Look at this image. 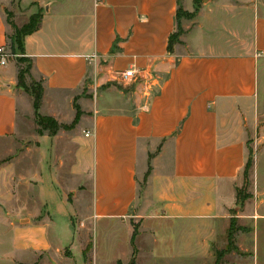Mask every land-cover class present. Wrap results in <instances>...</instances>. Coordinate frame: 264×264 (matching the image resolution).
Segmentation results:
<instances>
[{
  "label": "crops",
  "instance_id": "0c3cea01",
  "mask_svg": "<svg viewBox=\"0 0 264 264\" xmlns=\"http://www.w3.org/2000/svg\"><path fill=\"white\" fill-rule=\"evenodd\" d=\"M179 7L194 16L179 20ZM6 10L18 27L42 15L23 46L44 96L68 94L72 106L74 94L93 88V101L80 98L88 114L64 181L80 182L82 194L89 189L90 217L171 219L172 256L208 259L207 248L224 234L227 190L245 167L249 135L264 130V0H0V47L11 53ZM130 69L134 77L124 80ZM17 74L11 54L0 64V138L17 128L24 100ZM40 112L60 121L74 115L48 111L46 100ZM13 165L0 168V261L19 259L27 247L23 230L14 226L11 240L7 234L9 209L24 207L17 174L7 187ZM263 195L255 193V211ZM60 197L56 189L39 195L48 212L66 216L73 207Z\"/></svg>",
  "mask_w": 264,
  "mask_h": 264
},
{
  "label": "rangeland",
  "instance_id": "374dc122",
  "mask_svg": "<svg viewBox=\"0 0 264 264\" xmlns=\"http://www.w3.org/2000/svg\"><path fill=\"white\" fill-rule=\"evenodd\" d=\"M185 13L190 12H180L179 20L191 18ZM27 19L25 17V23L28 22ZM182 31L179 24L175 33L182 34ZM17 65L19 66L18 62ZM32 80L42 83L43 86V80L37 76L34 78L30 70V73L25 75V83L28 85ZM263 85L261 74L258 92L260 102L263 98ZM17 88L23 94L24 100L20 102L15 133L0 138V168L14 161L13 167L6 175L7 187L9 189L14 187L13 179L16 174L18 181H21L19 190L23 194L24 207L18 212L9 209L7 234L11 240L16 229L23 230L19 236L24 238L27 247L19 259L8 255L0 264H216L217 252L229 248L227 229L232 215L237 217V224L244 226L248 231L235 233L233 245L237 251L230 249L224 253L218 264H264V203L259 205L258 210H254L255 193L264 194V130L258 127L256 132L249 135L247 155L252 158L254 165L248 177L242 171L238 180L231 183L227 190L229 205L224 211V221L219 223V232L222 231L224 234L218 236L207 248L210 257L200 262L186 256L180 259L172 256V252H175L172 245L175 243V233L171 232L168 225L171 219L167 220L153 214L144 221L142 218H131L126 223L98 221L88 213L91 199L89 189L87 193L82 194L79 191L84 187L80 182L64 183L73 163L76 149L74 140L83 134L77 125L82 117L88 114L80 98L85 96L89 98L87 102L93 101V88L89 89L88 94L86 89L81 94H74V97L71 93L72 106L67 100L68 94L53 95L47 92L44 96L43 88L41 106L43 100H46L48 111L55 107L64 115L70 110L74 114L73 117L67 115L61 121L53 117L62 126L72 125V128H59L55 135H50L48 131L38 133L33 97L26 90ZM75 102L80 114L78 121L73 125L77 115ZM41 106L39 113L50 116L40 112ZM262 122L261 125H264ZM142 187L141 183L140 191ZM53 189H56L61 197L64 194L69 205L72 204L73 209L69 208L66 216L51 214L39 199L41 191L48 194L53 192ZM237 189H242L244 193L250 195L243 206L236 200ZM58 204L57 207H60ZM21 219L25 221H20ZM133 234L134 241L131 243ZM32 241H40L39 246L31 249L28 245ZM11 247L9 246V252Z\"/></svg>",
  "mask_w": 264,
  "mask_h": 264
},
{
  "label": "trees",
  "instance_id": "16d2710c",
  "mask_svg": "<svg viewBox=\"0 0 264 264\" xmlns=\"http://www.w3.org/2000/svg\"><path fill=\"white\" fill-rule=\"evenodd\" d=\"M182 11L183 10L179 7L177 10V16H179V13ZM194 13L195 12L191 14L190 13H185V14L193 17ZM6 14H7V22L10 24V26L13 29V34L9 37L10 52L11 54L16 56L17 62L19 63L18 75H17V87L26 90L33 97V108H34L35 115H36V123L39 127L38 133L43 134L44 131H48L50 135H55L58 129L61 127L72 128V125L62 126L53 117L40 114L39 109L41 106L42 95H43L42 83L35 82L34 80H32V82L28 85L25 83V75L30 73L31 68L33 67V62L31 58L26 57L24 55L23 39L25 36L33 33L39 28L42 15L40 13L36 15H32L30 16L27 23H25L21 27H18L17 25H15L14 21L12 20L13 14L8 10H6ZM179 34L180 33H174L173 35H171L169 39V51H171L172 49V44L178 40ZM74 105L77 110L76 112L77 115L75 117L73 125L78 121V116L80 114L79 108L76 102L74 103ZM253 165H254L253 160L249 156L247 158L245 167L243 169V172L246 177H248L250 173V169L253 167ZM249 196L250 195L247 193H244L242 189L236 190V200L240 206H243L245 200ZM237 231H248V229L245 228L244 226H239L237 224V217L232 215L230 218L229 227L227 229V240H228L229 248L223 249L217 252L216 264L220 262V260L224 256V253H226L230 249H235L237 251V248L233 245L234 235ZM133 241H134V234L131 238V243H133Z\"/></svg>",
  "mask_w": 264,
  "mask_h": 264
},
{
  "label": "built area",
  "instance_id": "2783aa9c",
  "mask_svg": "<svg viewBox=\"0 0 264 264\" xmlns=\"http://www.w3.org/2000/svg\"><path fill=\"white\" fill-rule=\"evenodd\" d=\"M10 55H11V53H9V51H7L6 47L5 46H1L0 47V64L4 65L6 63L7 57L10 56ZM134 75H135V71L130 69V70H126L125 72H123L122 78L124 80H128V79L134 77ZM84 135L86 137H89L90 136V132L86 131L84 133Z\"/></svg>",
  "mask_w": 264,
  "mask_h": 264
}]
</instances>
